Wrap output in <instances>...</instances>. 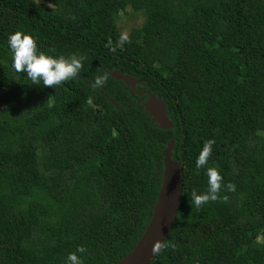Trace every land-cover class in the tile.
I'll use <instances>...</instances> for the list:
<instances>
[{
	"label": "trees",
	"instance_id": "1",
	"mask_svg": "<svg viewBox=\"0 0 264 264\" xmlns=\"http://www.w3.org/2000/svg\"><path fill=\"white\" fill-rule=\"evenodd\" d=\"M121 14L142 22L113 52ZM18 30L50 55L86 57L79 76L31 84L12 66ZM115 69L165 102L171 130ZM171 139L182 201L152 264H264V0H0V264H65L79 246L84 264L119 262L150 221ZM208 167L235 191L197 209Z\"/></svg>",
	"mask_w": 264,
	"mask_h": 264
},
{
	"label": "clouds",
	"instance_id": "2",
	"mask_svg": "<svg viewBox=\"0 0 264 264\" xmlns=\"http://www.w3.org/2000/svg\"><path fill=\"white\" fill-rule=\"evenodd\" d=\"M37 39V37L26 34L20 30L9 35L8 45L12 52V66L17 73H26L31 84L50 88H55L79 76L83 69V61L86 57L79 53H72L68 56L62 54L59 56L50 55L38 49ZM127 43H131V40L128 32L125 31L120 34L115 46H113L111 39H109L105 47L115 52L117 47L123 49L124 45ZM50 51L54 52L55 49H51ZM107 79V73L97 75L94 79V83L91 84L92 89L102 88L107 82ZM89 102H91V100H89ZM214 144V139L204 142L202 150L195 162L198 170L208 164ZM206 175L208 177L207 191L198 194L194 189L191 192V199L197 209L201 208L204 204L219 199L227 202V196L220 197L219 195L222 187H227L228 191H235L234 184L228 183L226 186L224 185L223 176L218 167H208ZM167 246L166 242L157 240L153 245L152 252L158 254ZM86 251L87 249L84 246H79L75 252L69 253L65 264H84L82 257ZM77 253L80 255H77Z\"/></svg>",
	"mask_w": 264,
	"mask_h": 264
},
{
	"label": "water",
	"instance_id": "3",
	"mask_svg": "<svg viewBox=\"0 0 264 264\" xmlns=\"http://www.w3.org/2000/svg\"><path fill=\"white\" fill-rule=\"evenodd\" d=\"M110 76L115 80L123 81L132 94L135 88L145 86L138 82L133 76L123 74L118 69L111 71ZM139 97L137 103L142 105L144 111L151 117V122L156 123L161 130H171L174 126L166 113L165 102L147 90L135 91ZM145 95L146 100H141ZM107 98V94H105ZM115 104V100H110ZM119 109V107H116ZM175 141L169 140L166 148L162 151L163 172L162 183L158 190L157 201L149 223L132 250L116 264H152L158 254L152 252L154 243L157 240L165 242L173 229L178 210L182 201V168L181 162L173 160Z\"/></svg>",
	"mask_w": 264,
	"mask_h": 264
},
{
	"label": "rangeland",
	"instance_id": "4",
	"mask_svg": "<svg viewBox=\"0 0 264 264\" xmlns=\"http://www.w3.org/2000/svg\"><path fill=\"white\" fill-rule=\"evenodd\" d=\"M142 22V17L140 15L133 14H121V18L118 21V26L120 28V32H128L132 27H136L140 25Z\"/></svg>",
	"mask_w": 264,
	"mask_h": 264
},
{
	"label": "flooded vegetation",
	"instance_id": "5",
	"mask_svg": "<svg viewBox=\"0 0 264 264\" xmlns=\"http://www.w3.org/2000/svg\"><path fill=\"white\" fill-rule=\"evenodd\" d=\"M135 90H136V88H135Z\"/></svg>",
	"mask_w": 264,
	"mask_h": 264
}]
</instances>
